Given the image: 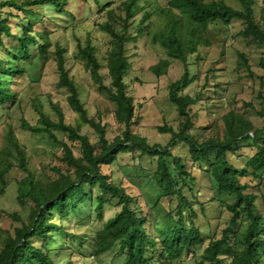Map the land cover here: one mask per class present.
<instances>
[{"label": "trees", "instance_id": "16d2710c", "mask_svg": "<svg viewBox=\"0 0 264 264\" xmlns=\"http://www.w3.org/2000/svg\"><path fill=\"white\" fill-rule=\"evenodd\" d=\"M238 2L239 9L224 0H168V6L161 9L163 22L154 30L153 41L159 43L170 58L184 65L181 78L169 86V101L176 106L179 115L177 128L157 127L159 132L171 134L166 145L150 144L145 136L132 129L135 107L125 82L131 64L127 45L137 41L146 28L144 22L150 17V13H146L134 22L142 10L138 0L123 1L118 15L113 10L107 11L113 21L102 25L110 37V49L102 57L106 61L107 75L101 73L103 66L95 46L89 42L84 47L80 45L78 51L98 91L108 95L114 103L112 114L120 129L113 137H107L109 123L104 121L103 111L89 114L79 85L69 76L64 50L57 47L59 86L69 92L67 101L77 114V123L67 124L57 105L54 107L57 121L46 115L41 106L38 114L42 126H32L21 119L24 130L45 133L62 144L64 166L53 167V176L29 166L27 151L18 141L12 125H7V145L0 149V197L10 185V171L20 168L25 175L17 182V198L20 203L29 204L31 212L26 220L17 213L11 214L20 224L14 225L12 230L0 229V264H75L79 256L84 260L93 258L102 264L108 254L119 256L120 264H172L167 256L180 250L194 254L195 248L205 242L206 237L197 221L207 219L206 204L215 200L224 202L221 195L233 197L231 203H222L231 213L230 219L219 238H215V232L209 234L208 244L197 264H264V199L250 181H241L260 180L264 175V126L256 127L246 114L235 110H230L219 121L211 118L212 101L217 99L219 87L214 75L210 86L205 85L209 81L206 76L205 84L193 96L182 93L200 79V75L191 74L190 66L194 63L190 58L195 57L194 62L200 63V49L211 45L207 32L212 24L221 22L228 27L233 20H242V36L254 44L264 45V0ZM68 3L69 0H23L19 3L2 0L0 44L4 45L2 35L15 40L18 54L13 58L20 61L29 60L30 49L35 46L38 57L44 58L51 41L47 30H34L32 18L41 16L42 12H35L33 8L48 7L62 15L68 12ZM11 18L24 21V25L14 31L9 24ZM169 64L162 60L152 70L157 76L163 75ZM239 64L252 72L244 53L239 54ZM258 67L264 73V56ZM25 72L24 65L11 64L5 54L0 53V106L13 103L17 96L3 77L12 80ZM107 79L110 83H106ZM261 82L264 84V76ZM259 95L264 96V90L260 89ZM202 113L205 121L199 124ZM261 115L264 117V113ZM84 126L91 127L98 135L97 143L92 144L89 137L82 134ZM54 127L61 129L67 140H59L52 130ZM71 141L80 143L81 156H75ZM239 141H251L256 152L246 160L244 167L237 169L229 155H235ZM178 143L187 147L188 159L172 153L171 148ZM128 152L156 161V170L149 179H155L160 196L170 200L167 213L171 227L160 228L154 221L153 209L141 188L127 186L123 177L118 179L111 170L105 171L118 163L121 154ZM212 153L211 159L209 154ZM203 162L205 165L201 164ZM195 171L206 176L213 193L217 188L220 197L214 194L210 200L200 201L199 191H195L199 185ZM174 200L176 203H171ZM111 206L118 210L103 220L104 208ZM88 207L93 208L96 218L102 221L101 227L91 235L71 230L68 226L71 215H79ZM242 222V231L238 233ZM104 264L115 263L109 257Z\"/></svg>", "mask_w": 264, "mask_h": 264}, {"label": "rangeland", "instance_id": "374dc122", "mask_svg": "<svg viewBox=\"0 0 264 264\" xmlns=\"http://www.w3.org/2000/svg\"><path fill=\"white\" fill-rule=\"evenodd\" d=\"M16 1L19 3L23 0ZM123 1L125 0H69L66 6L68 12L62 15H57L48 7L35 6L33 8L35 12H42V14L32 18L34 30H47L51 41L49 51L44 58L38 57L35 46L30 49L29 60L14 59V55L18 54L17 42L2 35L4 45L0 44V53L5 54L11 64L24 65L26 72L23 76L14 77L12 80L8 76L3 77L4 82H10L17 96L13 103L7 102L4 106H0V149L7 145L6 128L8 124H11L18 141L27 151L29 166L51 176L54 175L53 167L64 166L62 144L54 142L45 133H35L21 127L22 118L32 126H42L39 123L38 114L40 106L53 121L58 120L54 108L57 105L62 110L67 124L76 125L77 123V114L70 108L67 101L69 92L65 87L59 86L57 47L64 50L63 56L69 76L79 85L82 102L85 103L89 114H95L98 110L103 111L105 114L103 119L109 123L107 137L111 138L118 133L120 128L112 114L115 109L114 103L108 95L98 91V87L85 68V59L78 51L80 45L84 47L89 42L95 46L99 50L98 57L103 66L101 73L107 75L106 61L102 57L110 49V37L102 25L107 21L113 22L107 11L113 10L118 15ZM224 1L234 8H240L238 0ZM138 3L142 6V10L136 15L134 22L137 23L146 13H150V17L144 22L143 27L146 28L138 35L137 41L127 45L131 64L125 76V82L128 94L134 98L135 107L132 129L145 136L150 144L166 145L171 139V134L159 132L157 127L169 125L174 129L177 128L179 115L176 106L169 101V86L181 78L184 65L179 60L170 58L166 50L153 41L154 30L163 22L161 9L168 6V0H138ZM14 12L22 15L21 12ZM9 24L13 26L14 31H17L16 27L20 29L24 21L11 18ZM243 28L242 20H233L228 27L221 22H216L209 27L207 36L211 45L200 49V63L194 62L195 57L190 58V61L194 63L190 66L191 74L200 75V79L194 81L182 93L193 96L205 84V77L209 78L205 85L210 86L213 82L212 75H214L219 87L215 95L217 99L212 101L211 118L219 121L230 110H235L246 114L256 127L262 128L264 117L261 113H264V96H260L259 92L260 89L264 90V84L261 82V76H264V73L258 64L260 58L264 56V45L254 44L245 39L241 34ZM240 53L247 56L252 72L240 66ZM162 60H167L170 64L165 74L157 76L152 67ZM106 83H110V80L107 79ZM203 119L202 113L198 120L199 124L205 121ZM52 130L59 140H67V136L61 129L54 127ZM81 131L89 137L92 144L98 142V135L91 127L84 126ZM69 143L75 156H81L80 143L78 141ZM234 150L235 155L230 154L229 159L237 169L244 167L246 160L256 152L251 141H239ZM171 151L185 160L189 158L187 147L181 143L172 147ZM209 155L211 159L214 157L213 153ZM204 163L201 164L205 165ZM110 170L114 172L116 178L123 177L125 185L132 184L136 189H142L153 209L151 217L160 228L172 226L167 213L170 200L167 197H161L156 180L149 179L152 176L151 173L156 170L155 160L139 158L138 153L128 152L119 156L118 163L105 168L107 172ZM194 174L199 181L195 191H199L200 201H208L214 197V194L220 197L217 188L213 193L208 179L202 172L195 171ZM24 175V171L20 168L12 169L8 175L10 185L6 189V194L0 197V229L12 230L14 225L20 224L19 221L13 220L11 214L17 213L26 220L31 212L30 205L20 203L17 198V182ZM241 181H250L256 193L262 194L264 199V175L260 180L252 181L248 178ZM221 199L224 202L215 200L206 204L207 219L200 218L197 221L206 237L205 242L195 248L194 254L180 250L170 257L167 256L172 259V264H197L208 244L209 234L215 232V238L221 236V231L226 227L231 216L222 203H231L233 197L221 195ZM171 203L175 204L176 201ZM117 210L115 206L104 208L103 220L113 216ZM184 219H187L186 216ZM101 222L96 218L93 208L88 207L83 208L79 215H71L68 226L78 233L91 235L101 227ZM243 223L238 226V233L242 231ZM72 253L76 255V252ZM82 253H84L83 249ZM79 257L80 260H77L75 264H100L93 258L84 260L83 256ZM109 257L115 264H120V257L112 254L105 255L102 264Z\"/></svg>", "mask_w": 264, "mask_h": 264}]
</instances>
